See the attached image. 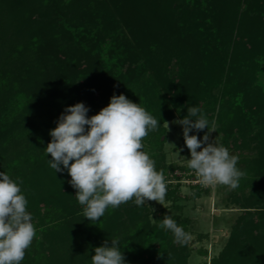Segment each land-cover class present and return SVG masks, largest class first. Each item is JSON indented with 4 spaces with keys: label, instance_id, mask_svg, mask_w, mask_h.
Listing matches in <instances>:
<instances>
[{
    "label": "trees",
    "instance_id": "16d2710c",
    "mask_svg": "<svg viewBox=\"0 0 264 264\" xmlns=\"http://www.w3.org/2000/svg\"><path fill=\"white\" fill-rule=\"evenodd\" d=\"M78 1L79 18L68 21V25L80 29L70 32L66 26H57L55 19L46 23L51 33L58 32L63 38L59 49L62 55L50 57L52 66L48 74L53 77L47 82L48 98L57 92L54 87L57 80L62 98L68 101L74 97L73 105L83 102L91 115L106 107L114 94H124L160 122L174 115L182 119L189 107H197L210 126L208 117L213 108H204L212 103V88L220 87L218 114L223 119L224 133L227 138L232 136L234 146H247V135L252 129L249 120L254 119L257 127L252 136L257 139L260 157L252 163H256V170L260 171L251 185L250 206H243V212L232 225L227 244L209 264H264V86H251L260 65L257 59L264 60V0L260 8V0H251L250 5L248 2L245 8L251 7L249 15L239 10L240 0ZM69 2L45 0L46 6L56 11L73 7L74 0ZM238 14L241 17L239 26L236 24ZM235 25L244 33L239 35V40L232 41ZM254 29L258 34L251 31ZM29 42L32 45L27 43L26 46L33 53L39 41L30 39ZM112 45L116 52L108 50L109 55L103 61L99 54L102 46ZM171 67L178 69L176 78L169 75ZM7 75L8 78H2L0 74V89L10 85L12 90L16 86L13 84L17 81L16 74L8 70ZM101 77L108 79L104 87L95 81ZM75 90L76 94H72ZM238 94L240 101H236ZM201 104L206 106L202 108ZM158 129L157 134L152 131L149 135L155 139L152 140L155 145L162 146L164 129L161 125ZM206 130L192 129L189 134L200 139ZM235 132L240 143L233 139ZM161 170L164 174V166L157 168L158 172ZM34 208L35 204L28 208L31 216ZM172 219L188 234L189 218ZM99 227L103 229L97 222L89 226L85 223L81 234L96 235ZM132 234L136 235L131 246L134 259L138 257L140 262L136 263L132 257L125 259L127 264H186L183 245L180 247L173 242L170 252H166L170 231L143 220ZM203 237L206 234L198 235V239ZM38 253V259H44L45 254Z\"/></svg>",
    "mask_w": 264,
    "mask_h": 264
},
{
    "label": "rangeland",
    "instance_id": "374dc122",
    "mask_svg": "<svg viewBox=\"0 0 264 264\" xmlns=\"http://www.w3.org/2000/svg\"><path fill=\"white\" fill-rule=\"evenodd\" d=\"M240 1L239 10L249 15L251 7H245L248 2L250 5L251 0ZM64 2L70 3L69 0ZM74 2L72 6L75 8L56 11L53 7H47L45 0H0V74L2 78H8V70H11L16 74L17 80L13 82L16 86L12 90L8 87L10 85L4 86L6 89H0V171L8 174L17 183L22 181L20 186L28 200V208L32 204L36 206L31 216L36 228V237L26 250L21 264H91L95 248L102 246L105 241H108L110 246L113 239L118 240V247L125 259L133 257V261L139 263L138 257L134 259V247H131L136 237L132 232L143 220L161 228L160 224L165 216L190 219L186 226L187 243H176L180 247L183 245V251L187 254L186 264H209L211 258L218 256L227 244L232 225L243 212V206H250L248 196L251 185L257 177V171H260L256 170L257 164L252 163L260 157L257 139L252 136L257 127L254 119L249 120L252 129L247 135V146L238 148L231 141L232 136L227 138L225 135L221 124L223 119L218 114L220 87L212 88L210 105L201 104L206 106H202L204 109L213 108L208 118L210 127L214 125L215 131L209 134V142L214 140L239 157L237 167L244 175L239 180V186L229 190L224 186H202L199 178L187 167V159L191 158V154L185 145L183 126L176 123L180 120L179 117L174 115L162 122L157 118L159 125L164 129L161 139L165 137V141L162 146L155 145L153 136L148 135L143 140V149L155 161L156 170L160 166L165 168L164 176L169 196L165 198L164 205L148 201L142 206H137L133 200L115 209L110 207L98 221H89L83 216V207L75 197L76 190L69 182L71 177L67 170L55 173L49 164L51 156L46 154L47 144L51 141L50 130L57 126L61 114L75 101L74 97L68 98V101L62 98L57 80L54 81L57 94L48 98L50 87L47 82L53 77V74H48L52 66L50 57L62 55L59 49L63 38L58 32L55 35L51 33L46 23L49 19H55L57 26H66L70 32L80 29L81 27L73 28L74 26L70 27L71 24L68 25V21L79 18L76 6L80 1ZM183 2L186 0H177V3ZM262 2L263 0H260L259 8ZM240 18L238 14L237 25ZM237 25L231 37L232 41L239 40V35L244 33ZM251 31L258 34L255 29ZM30 39L39 41L37 46L34 45L33 53L31 48L26 46ZM17 45L22 47L17 48ZM102 47L99 54L103 61H106L107 54L109 55L108 50L116 52L113 45ZM257 61L260 65L251 86L263 87L264 60L258 57ZM169 75L176 78L178 69L171 67ZM95 81L97 85L104 87L108 79L101 77ZM76 82L72 80L73 84ZM76 92L77 90L71 93ZM235 97L236 101H240V94ZM87 115L92 116L90 113ZM158 131L159 129L155 134ZM207 131L208 129L205 132ZM236 135L235 132L234 140H238ZM240 141L241 139L237 142ZM205 189L209 190L208 193L204 192ZM96 222L102 225L103 229L99 227L96 235L82 236L81 227H84L85 223L89 226ZM199 234H206V237L198 239ZM168 239L171 240L167 241V253L174 242L171 232ZM38 251L45 254L44 259H38Z\"/></svg>",
    "mask_w": 264,
    "mask_h": 264
},
{
    "label": "clouds",
    "instance_id": "9594fccd",
    "mask_svg": "<svg viewBox=\"0 0 264 264\" xmlns=\"http://www.w3.org/2000/svg\"><path fill=\"white\" fill-rule=\"evenodd\" d=\"M88 111L83 102L68 106L50 130L51 141L46 147L55 173L66 169L71 177L69 182L76 190L83 216L98 221L110 207L115 209L133 200L137 206L148 201L164 205L166 178L143 151V140L158 129L159 121L124 94H114L110 103L91 117ZM176 123L183 126L185 145L191 154L187 167L200 184L236 189L244 175L237 167L239 157L222 144L209 142L215 128L209 126L202 111L189 107L188 115ZM205 128L208 131L202 140L189 134L192 129ZM21 183L0 171V264H21L36 237ZM160 227L173 234L175 243H187L188 234L170 216L163 218ZM91 264H127L118 240H111L110 246L105 241L96 247Z\"/></svg>",
    "mask_w": 264,
    "mask_h": 264
}]
</instances>
